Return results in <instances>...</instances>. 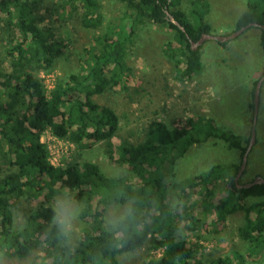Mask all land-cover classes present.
I'll return each mask as SVG.
<instances>
[{
	"label": "trees",
	"instance_id": "obj_1",
	"mask_svg": "<svg viewBox=\"0 0 264 264\" xmlns=\"http://www.w3.org/2000/svg\"><path fill=\"white\" fill-rule=\"evenodd\" d=\"M112 1L122 3L131 12L136 28L150 24L174 32V42H167L162 52L174 64L178 82L192 81L202 72L201 48L193 50L192 43L212 33L205 18L204 0ZM245 1L247 12L237 21L234 32L252 23L264 26V0ZM42 2L0 0V41L5 43L4 54H0V66L5 64L0 67V257L25 260L43 251V258L34 264H119L120 256L148 246L150 257L142 264H204L200 252L203 247L179 238V224L184 222L186 230L194 232L211 219L209 225L218 230L237 213L244 214V225L237 229V235L246 243L248 257L261 255L264 184L244 188L260 177L243 183L246 168L236 182L251 130L244 145L245 138L220 130L213 117L179 118L170 123L154 120L145 129L143 140L123 141L116 149L117 157L112 158L119 117L93 98L115 88L127 89L125 79L131 70L125 59L134 45V29L128 31L124 22L105 29L104 11L98 0H63L59 8L66 11L69 7L70 16L80 12L83 28L97 32V46L85 52L80 73L57 77L54 89L47 91L40 75L55 72L56 62L66 58L68 46L50 21L58 8L42 9ZM183 6L189 8V13ZM228 43L219 44L225 48ZM260 44L264 54L263 30ZM260 78L252 87V112ZM47 131L79 150L102 145L109 160L126 169L128 175L111 178L91 162L53 166L41 143ZM213 139L240 152L239 162L215 165L173 185L178 203L172 208L168 202L169 182L177 161L192 147ZM69 189L83 206L79 218L85 227L76 244L65 247L54 238L50 221L54 201ZM217 189L224 193L220 198L216 197ZM22 201L35 205L26 225L16 228L15 209ZM131 202L138 209L140 228L117 250L104 225L106 210ZM198 207L201 219L196 217ZM210 264L243 263L227 257Z\"/></svg>",
	"mask_w": 264,
	"mask_h": 264
},
{
	"label": "rangeland",
	"instance_id": "obj_2",
	"mask_svg": "<svg viewBox=\"0 0 264 264\" xmlns=\"http://www.w3.org/2000/svg\"><path fill=\"white\" fill-rule=\"evenodd\" d=\"M62 1L43 0L41 7L45 10L58 8L50 21H53L51 23L56 27V32L68 46L66 58L56 62L55 72L40 75L43 81L50 83L52 79L56 82L57 77L66 78L70 74L80 73L85 52L97 46L94 41L97 32L83 28L80 12L74 11L70 16L69 7L66 11L59 8ZM98 1L104 11L105 29L108 26L123 25L124 22L128 31L134 29L135 32L132 51L125 59L127 67L131 70L125 79L127 89L115 88L93 98L96 104L113 109L119 117V131L112 141V158L117 157L116 149L123 141L138 143L143 140L145 129L154 120L170 123L179 118L213 117L220 130L245 138L243 143L246 145L254 116V112L249 109L253 102L252 87L264 70L259 28L247 29L225 48L213 40L203 43L198 47L201 48L202 54V72L196 79L181 83L176 79L174 64L169 62L162 52L167 42H174L173 31L150 24L136 28L130 19L131 12L122 3L112 0ZM204 1L205 18L212 27L213 36L232 34L239 18L247 12L245 0ZM182 9L189 13L188 7L183 6ZM41 13L45 14L43 11ZM0 25L2 27L1 23ZM4 45L5 43L0 41V54H4ZM4 66L5 64L0 67ZM55 152L60 155L58 162L61 166L74 162L80 165L91 162L111 178L128 175L126 169L109 160L102 145L79 150L75 145L62 140V143L55 147ZM239 160L240 152L230 150L222 140L213 139L192 147L175 165L174 177L169 182L172 185L168 195L169 204L174 208L178 203L173 185L201 175L215 165L238 163ZM246 169L243 183L250 182L255 175L264 178V87H261L260 91L255 143L249 153ZM223 185L220 183L221 187ZM216 194L217 198L224 195L218 189ZM34 205L25 201L18 204L15 209L16 228L26 225ZM116 207L118 206L109 207L106 216ZM196 217H202L200 208ZM210 220L201 224L194 232L186 230L187 225L182 222L177 233L179 238H185L190 243L198 242L203 247L200 252L204 264L227 257L238 258L239 263L243 264H264V252L249 258L246 243L237 235V229L244 225L243 213L229 217L226 227L218 230L209 225ZM77 226L80 234L76 242L85 227L80 218ZM197 236L201 237L200 240ZM43 256V251H37L25 260L0 257V264H34ZM149 257L148 246H144L133 253L120 256L118 261L119 264H142Z\"/></svg>",
	"mask_w": 264,
	"mask_h": 264
},
{
	"label": "clouds",
	"instance_id": "obj_3",
	"mask_svg": "<svg viewBox=\"0 0 264 264\" xmlns=\"http://www.w3.org/2000/svg\"><path fill=\"white\" fill-rule=\"evenodd\" d=\"M82 212V206L75 199L71 189L54 201L50 228L57 243L71 247L76 242L80 230L77 226ZM104 225L112 237L113 247L120 249L124 246L132 233L140 228L138 209L134 202L126 203L123 207L113 208L105 217Z\"/></svg>",
	"mask_w": 264,
	"mask_h": 264
},
{
	"label": "water",
	"instance_id": "obj_4",
	"mask_svg": "<svg viewBox=\"0 0 264 264\" xmlns=\"http://www.w3.org/2000/svg\"><path fill=\"white\" fill-rule=\"evenodd\" d=\"M169 20L174 25H176L179 29L184 31L183 28L173 19V17L169 16ZM249 28H259V29L263 30V32H264V26H260L258 24L252 23V24L248 25L247 27L241 28L240 30H238V31H236L230 35L213 36L212 34H204L201 36L198 43H195V44L192 43V49L197 50V48L199 46H201L206 41H210V40L216 41L218 43L230 42L233 39L240 37ZM263 83H264V74L260 78V80L258 81V83L256 85L255 95H254V116H253V123H252V129H251V139H250V143H249V146L247 148V151H246L245 155L243 156L242 166L240 168V171L238 172L236 182L239 180V178L241 177V175L245 171V168L247 166L248 155H249V153H250V151H251V149L255 143V125H256V118H257L258 106H259V101H260V91H261V87H262ZM261 184H264V178L258 177L255 179V181L253 183L247 184L243 187L244 188H251L254 185H261ZM239 188H242V187L239 186Z\"/></svg>",
	"mask_w": 264,
	"mask_h": 264
},
{
	"label": "built area",
	"instance_id": "obj_5",
	"mask_svg": "<svg viewBox=\"0 0 264 264\" xmlns=\"http://www.w3.org/2000/svg\"><path fill=\"white\" fill-rule=\"evenodd\" d=\"M44 84L46 85L47 91H51L54 89L55 81L53 79L51 83L48 81H44ZM41 143L45 145L50 154V163L55 167L61 166L58 162V160L60 159V155L55 152V147L57 145H60L62 143V140L58 139L49 131H47L42 135Z\"/></svg>",
	"mask_w": 264,
	"mask_h": 264
},
{
	"label": "crops",
	"instance_id": "obj_6",
	"mask_svg": "<svg viewBox=\"0 0 264 264\" xmlns=\"http://www.w3.org/2000/svg\"><path fill=\"white\" fill-rule=\"evenodd\" d=\"M263 66H264V63H263ZM263 66H262V67H263ZM261 69H262V68H261ZM261 69H260V70H261ZM256 176H260V175H255L254 177H256Z\"/></svg>",
	"mask_w": 264,
	"mask_h": 264
}]
</instances>
